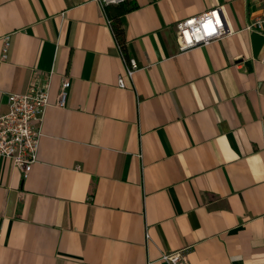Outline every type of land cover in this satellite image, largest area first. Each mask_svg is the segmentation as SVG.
<instances>
[{"label": "crops", "instance_id": "0c3cea01", "mask_svg": "<svg viewBox=\"0 0 264 264\" xmlns=\"http://www.w3.org/2000/svg\"><path fill=\"white\" fill-rule=\"evenodd\" d=\"M219 6L233 34L180 52L177 23ZM263 14L0 0V115L34 70L52 74L37 163L24 177L0 156V264H165L184 248L187 264H264V32L246 30ZM118 19L141 67L126 89Z\"/></svg>", "mask_w": 264, "mask_h": 264}, {"label": "built area", "instance_id": "2783aa9c", "mask_svg": "<svg viewBox=\"0 0 264 264\" xmlns=\"http://www.w3.org/2000/svg\"><path fill=\"white\" fill-rule=\"evenodd\" d=\"M96 1L105 10L110 5L122 4L126 0ZM262 4L264 7V0ZM108 24L112 27L111 20H108ZM176 30L180 52H187L233 34L226 20L225 10L220 6L178 22ZM246 30L264 32V14L250 22ZM118 46L125 68L118 77L117 86L126 89L127 82L133 81L141 67L135 59L126 56L121 44L118 43ZM7 48L8 38L5 41V53ZM261 63L264 65V57ZM51 81L52 74L44 76L39 70H34L27 91L9 94V111L0 115V156L11 160L24 177L29 175L38 161L44 115L50 105ZM70 86V78L64 77L59 94V107L66 105ZM188 250L184 248L163 254L161 260L165 264H187Z\"/></svg>", "mask_w": 264, "mask_h": 264}, {"label": "trees", "instance_id": "16d2710c", "mask_svg": "<svg viewBox=\"0 0 264 264\" xmlns=\"http://www.w3.org/2000/svg\"><path fill=\"white\" fill-rule=\"evenodd\" d=\"M123 20H114V22H112V26H113V31H114V35L118 41L119 44H121L122 48L125 49V33H124V29L122 28V24H123ZM126 56L128 57V55L126 54Z\"/></svg>", "mask_w": 264, "mask_h": 264}]
</instances>
